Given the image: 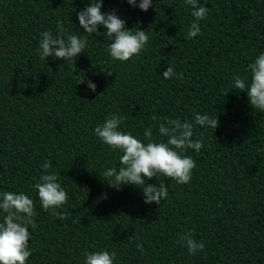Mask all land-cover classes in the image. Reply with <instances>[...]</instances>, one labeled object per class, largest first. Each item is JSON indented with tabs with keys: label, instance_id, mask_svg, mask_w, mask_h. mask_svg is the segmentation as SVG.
<instances>
[{
	"label": "trees",
	"instance_id": "trees-1",
	"mask_svg": "<svg viewBox=\"0 0 264 264\" xmlns=\"http://www.w3.org/2000/svg\"><path fill=\"white\" fill-rule=\"evenodd\" d=\"M197 2L210 11L189 39L194 17L185 0H153L146 12L127 0H103L102 12L115 11L149 42L139 56L113 60V41L100 26L73 63L42 59L41 34L56 36L63 24L66 34L83 38L78 13L91 0H0V192L34 200L37 227L29 226L26 264H85L87 253L101 250L116 253L114 264H264V113L233 79L250 83L248 65L264 53V0ZM169 66L183 79H165ZM194 113L219 124L194 127L192 138L204 145L185 153L196 161L189 183L144 178L167 186L161 204H146L139 186L109 185L114 178L103 173L118 170L123 153L95 128L110 114L126 117L121 130L142 141L150 126L157 141H166L158 135L160 118L191 120ZM49 160L68 193L57 209L64 220L42 208L33 187ZM189 231L203 252L189 255L180 239Z\"/></svg>",
	"mask_w": 264,
	"mask_h": 264
},
{
	"label": "clouds",
	"instance_id": "clouds-1",
	"mask_svg": "<svg viewBox=\"0 0 264 264\" xmlns=\"http://www.w3.org/2000/svg\"><path fill=\"white\" fill-rule=\"evenodd\" d=\"M133 7H139L142 11H148L153 0H127ZM187 5L193 8L191 15L194 17L188 30V38H195L201 33L199 21L206 19L210 8L197 6V0H185ZM103 0H91L90 6L78 13L80 27L87 35H69L65 33L64 25L58 24V35L45 31L41 34L40 55L42 59L46 57L60 58L65 61H72L84 53L87 45L86 37L97 33L98 28L103 26L107 36L112 43H109L108 51L113 60L126 62L145 50L149 42L146 31L136 28L135 31L126 28V22L115 14V11L104 13L101 11ZM251 70V82L247 83V78L236 75L234 88L246 92L253 109H259L264 113V53L260 54L253 63L248 65ZM111 75V72L108 73ZM165 79H183V73H176L172 66L163 72ZM83 79L80 83H83ZM88 88L95 92L96 84L88 81ZM126 117L110 114L102 125L95 128L96 136L114 151L119 149L123 155L120 157V166L109 168L104 173L109 185L119 190L120 186L132 184L143 189L144 202L146 204H161V201L168 197V188L164 182L156 184H145V179L151 180L158 175H164L175 180L178 184H187L192 179L193 169L196 168V161L185 155L188 149H193L197 153L203 148V139H193L194 127H209L215 130L219 121L209 114L194 113L191 120L160 118L164 122L158 125V135L166 137L165 140L157 141L153 137V128L150 126L144 131V142L130 132L121 130V125ZM157 117L153 116L155 123ZM43 173L39 181L33 185L38 191V197L42 208L45 211L52 210L51 214L59 219H67V215L57 211L68 202V193L61 186L58 176L50 172L52 162L45 161L41 165ZM0 211L4 213L3 222H0V264H26L32 255L29 248V240L32 233L29 231L37 227L34 217L36 216L34 200L27 194L15 192H0ZM180 239L186 246L189 255H195L204 251V243L197 241L191 231L184 233ZM143 254V246L136 245ZM116 253L101 250L86 254L85 264H114Z\"/></svg>",
	"mask_w": 264,
	"mask_h": 264
}]
</instances>
